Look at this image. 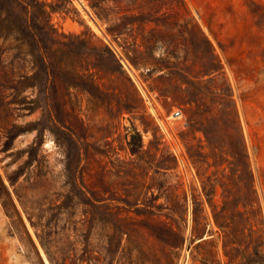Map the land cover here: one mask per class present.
I'll return each mask as SVG.
<instances>
[{
    "label": "rangeland",
    "instance_id": "1",
    "mask_svg": "<svg viewBox=\"0 0 264 264\" xmlns=\"http://www.w3.org/2000/svg\"><path fill=\"white\" fill-rule=\"evenodd\" d=\"M40 253L264 264V0H0V264Z\"/></svg>",
    "mask_w": 264,
    "mask_h": 264
},
{
    "label": "bare ground",
    "instance_id": "2",
    "mask_svg": "<svg viewBox=\"0 0 264 264\" xmlns=\"http://www.w3.org/2000/svg\"><path fill=\"white\" fill-rule=\"evenodd\" d=\"M27 228V227H26ZM39 252V251H38ZM39 254V253H38ZM40 258L42 261V264H47V262L45 261L44 257L42 256V254L40 253Z\"/></svg>",
    "mask_w": 264,
    "mask_h": 264
},
{
    "label": "built area",
    "instance_id": "3",
    "mask_svg": "<svg viewBox=\"0 0 264 264\" xmlns=\"http://www.w3.org/2000/svg\"><path fill=\"white\" fill-rule=\"evenodd\" d=\"M177 114H175V116H176Z\"/></svg>",
    "mask_w": 264,
    "mask_h": 264
}]
</instances>
